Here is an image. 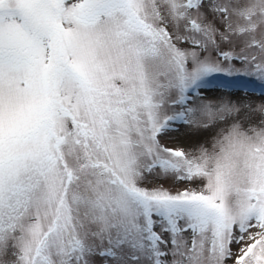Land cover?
<instances>
[{
  "label": "snow or ice",
  "instance_id": "1",
  "mask_svg": "<svg viewBox=\"0 0 264 264\" xmlns=\"http://www.w3.org/2000/svg\"><path fill=\"white\" fill-rule=\"evenodd\" d=\"M220 77L264 86V0H0V264H264V91Z\"/></svg>",
  "mask_w": 264,
  "mask_h": 264
},
{
  "label": "rangeland",
  "instance_id": "2",
  "mask_svg": "<svg viewBox=\"0 0 264 264\" xmlns=\"http://www.w3.org/2000/svg\"><path fill=\"white\" fill-rule=\"evenodd\" d=\"M214 80H227L229 87L225 85H216L212 82L208 88V91L212 93H240L244 95V89L247 88L249 91L254 90L257 93V95L253 97L254 99H259L258 93L264 91V86H262L259 81H254L248 77H220ZM252 87L256 88L251 89ZM169 142L173 146L179 144L181 147L193 151H195L198 144L203 143L205 147L211 150L212 134L204 132L199 136H187L184 129H179L170 135Z\"/></svg>",
  "mask_w": 264,
  "mask_h": 264
},
{
  "label": "trees",
  "instance_id": "3",
  "mask_svg": "<svg viewBox=\"0 0 264 264\" xmlns=\"http://www.w3.org/2000/svg\"><path fill=\"white\" fill-rule=\"evenodd\" d=\"M217 83H219V84H221V85H224V83L223 82H221V81H216Z\"/></svg>",
  "mask_w": 264,
  "mask_h": 264
}]
</instances>
